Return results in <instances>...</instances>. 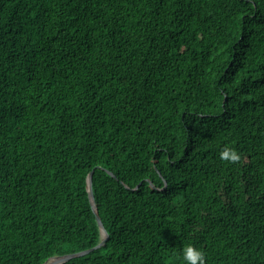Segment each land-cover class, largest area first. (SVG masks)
<instances>
[{"label": "trees", "instance_id": "16d2710c", "mask_svg": "<svg viewBox=\"0 0 264 264\" xmlns=\"http://www.w3.org/2000/svg\"><path fill=\"white\" fill-rule=\"evenodd\" d=\"M92 170L64 264H264V0H0V264L100 242Z\"/></svg>", "mask_w": 264, "mask_h": 264}, {"label": "water", "instance_id": "95a60500", "mask_svg": "<svg viewBox=\"0 0 264 264\" xmlns=\"http://www.w3.org/2000/svg\"><path fill=\"white\" fill-rule=\"evenodd\" d=\"M98 169H100V167H97ZM112 178L116 179V177L109 171H106ZM93 173L94 171L92 170L86 178V190H87V194H88V199L90 202V206L92 208V211L95 215V219H96V223L98 225L99 228V232H100V242L93 248L88 249V250H84L78 253H73V254H66V255H62V256H54L49 258L46 262H44L43 264H64L68 261H70L71 259L74 258H78V257H82L87 255L88 253L92 252L95 249H98L102 246H104L105 242L108 239V234L106 232V230L104 229L102 222L100 220V217L98 215V211H97V206L95 204V200H94V195H93V191H92V178H93ZM151 189H155V187L150 184Z\"/></svg>", "mask_w": 264, "mask_h": 264}, {"label": "clouds", "instance_id": "9594fccd", "mask_svg": "<svg viewBox=\"0 0 264 264\" xmlns=\"http://www.w3.org/2000/svg\"><path fill=\"white\" fill-rule=\"evenodd\" d=\"M218 155L221 161L227 163H236L241 159L240 154L229 145H225ZM180 254L184 264H205L204 252L192 244H185Z\"/></svg>", "mask_w": 264, "mask_h": 264}]
</instances>
